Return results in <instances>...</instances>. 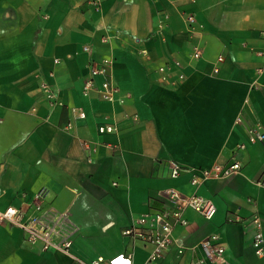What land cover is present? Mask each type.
<instances>
[{"label": "crops", "instance_id": "crops-1", "mask_svg": "<svg viewBox=\"0 0 264 264\" xmlns=\"http://www.w3.org/2000/svg\"><path fill=\"white\" fill-rule=\"evenodd\" d=\"M262 31L264 0H0V210L31 212L44 189L41 219L73 240L71 254L62 237L43 251L0 223V264H77L74 256L193 264L212 234L226 248L218 264H264L252 244L255 215L264 231V144L248 136L256 123L264 128ZM104 60L117 88L111 101L98 91L102 76L84 92L90 65ZM176 61L185 74L178 85ZM102 124L116 130L100 133ZM235 161L238 173L192 184ZM172 162L186 171L173 177ZM169 189L212 200L216 213L207 220L186 210L187 224L151 262V247L123 232L166 207Z\"/></svg>", "mask_w": 264, "mask_h": 264}, {"label": "built area", "instance_id": "built-area-1", "mask_svg": "<svg viewBox=\"0 0 264 264\" xmlns=\"http://www.w3.org/2000/svg\"><path fill=\"white\" fill-rule=\"evenodd\" d=\"M94 5L99 4V0H91ZM191 23L195 22L194 17H189ZM264 38V31L261 32ZM86 49H88L86 47ZM264 59V53L261 54ZM195 57H200L201 52L197 51ZM223 60V57H220ZM108 60H104L100 65H90V79L84 86V92L88 93L90 88L95 84V78L102 76L103 81L98 91L101 97L105 100H114L117 88L114 86L112 79L109 76ZM182 65L176 61L172 68H178L179 73L177 78L172 82L178 85L184 80L185 74L180 71ZM262 70H264V63ZM163 74L162 79L165 82L171 80V75L165 67L160 68ZM50 97H53L49 88H45ZM72 112L77 119L85 120L86 112L78 107L72 108ZM72 127V123L68 124V128ZM116 130L113 124H102L99 126L100 133H112ZM249 141L251 143L264 144V128L261 123H256L249 130ZM86 149H90L89 143L84 144ZM240 148H245V144H241ZM240 161H235L227 166L217 165L210 169H205L201 174H195L191 182L195 186L201 185L209 179H216L222 175H233L238 173L242 168ZM186 169L177 162L171 164V175L173 177L180 176ZM257 183L264 187V168L261 176L257 179ZM167 206L163 209L153 210L142 214L130 227L123 232L124 236L133 240H141L151 247L149 252V261L155 262L162 259L173 243V232L177 226H185L187 220L184 217L185 211L188 209L194 210L204 216L207 220H211L216 213V206L212 200L201 196L197 193L186 196L176 189H169L166 192ZM46 191L40 190L35 194L29 203L31 212L23 207L9 206L4 210H0V223H10L19 227L25 234L26 241L33 246H40L43 251H48L58 245V238L62 237L60 248L68 254H71L73 240L70 236L62 234V231L56 224L44 222L41 217L45 210ZM240 219V218H239ZM236 218L235 221L239 220ZM234 221V220H232ZM253 223L256 226V231L253 237V247L259 257H264V231L261 219L258 215L254 216ZM201 250L203 257L198 258L193 264H218L224 257L226 248L218 234H212L201 242ZM183 251H180L182 253ZM129 260L134 259V254H127ZM77 264H102L104 258L99 257L92 262L74 256Z\"/></svg>", "mask_w": 264, "mask_h": 264}]
</instances>
